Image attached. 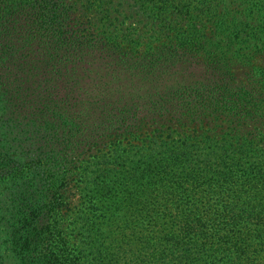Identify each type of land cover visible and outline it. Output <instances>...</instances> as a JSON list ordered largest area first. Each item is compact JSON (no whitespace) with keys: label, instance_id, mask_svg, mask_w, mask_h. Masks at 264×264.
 Returning a JSON list of instances; mask_svg holds the SVG:
<instances>
[{"label":"trees","instance_id":"1","mask_svg":"<svg viewBox=\"0 0 264 264\" xmlns=\"http://www.w3.org/2000/svg\"><path fill=\"white\" fill-rule=\"evenodd\" d=\"M79 183L128 219L101 249ZM124 260L264 264V0H0V264Z\"/></svg>","mask_w":264,"mask_h":264},{"label":"rangeland","instance_id":"2","mask_svg":"<svg viewBox=\"0 0 264 264\" xmlns=\"http://www.w3.org/2000/svg\"><path fill=\"white\" fill-rule=\"evenodd\" d=\"M247 71H248L247 69H242L239 72V77H244V74ZM150 131H151L150 128H145V133H144L145 138L147 137L146 135L150 133ZM108 152H110V150ZM99 156H101V152L98 153L97 157ZM134 167L135 166L132 163V161L129 160L127 162H123L121 165L117 167H114L113 170L110 169L109 174H107L106 177H101V172L98 171L99 166H91L88 170L90 171L89 176L91 177L83 178L82 181L88 183L90 180H92V176L99 179L100 182L101 180L106 181L107 184L105 185L107 187H110L108 191H112V194L116 193L117 196L120 197L121 196L119 193L120 189L124 187V185L127 183V180L131 177V175H134L135 173H137V171H139V173H143V169L137 170ZM86 174L87 173H85V175ZM142 181L146 183L149 180L145 179ZM81 185H82L81 183L73 184V188L70 191L71 211H70L69 221L73 223L72 227H75L74 235L77 237V239H83L86 243L89 241L91 242V245H94L95 247L101 249V240L105 241L106 243H109V239H108L109 232L113 231L117 233V229L125 225L128 219L126 218L125 212H120V213L116 212L115 203L117 202V200L114 199L113 197L112 198L105 197L104 194L101 193V187L100 188L90 187L88 189L91 194L90 196L93 197V201L96 203V205L101 209H103V207L106 208V209L104 208L105 213L102 216L100 213L98 217L97 216L93 217L91 210H89L88 208L89 202L87 203L88 201L87 200L88 197L86 196L87 193L83 191L86 188V186L82 187ZM84 214L87 215V218L90 219L88 223L86 222L82 223ZM143 221L145 220L143 219L142 222ZM158 235L159 237L162 236V234H157V233L151 234L152 237H157ZM106 245L109 246V244ZM79 248H83V247L81 246ZM121 263L126 264L127 261L124 260Z\"/></svg>","mask_w":264,"mask_h":264}]
</instances>
